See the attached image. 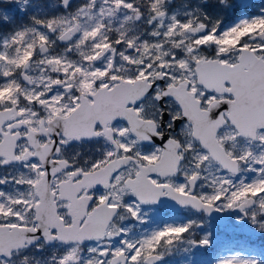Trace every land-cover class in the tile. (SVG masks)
<instances>
[{"label": "snow or ice", "instance_id": "snow-or-ice-1", "mask_svg": "<svg viewBox=\"0 0 264 264\" xmlns=\"http://www.w3.org/2000/svg\"><path fill=\"white\" fill-rule=\"evenodd\" d=\"M0 264H264V0H0Z\"/></svg>", "mask_w": 264, "mask_h": 264}, {"label": "rangeland", "instance_id": "rangeland-1", "mask_svg": "<svg viewBox=\"0 0 264 264\" xmlns=\"http://www.w3.org/2000/svg\"><path fill=\"white\" fill-rule=\"evenodd\" d=\"M10 10L15 11L14 8H11ZM235 15H236V14L233 13V12H231V11L227 12V13L225 14V23H231L232 21H230V20L234 19V18H235ZM209 220L211 221L210 218H209ZM146 227H147V226H146Z\"/></svg>", "mask_w": 264, "mask_h": 264}]
</instances>
